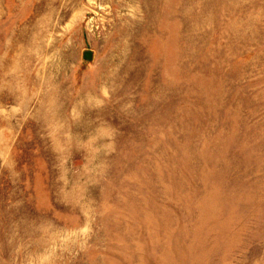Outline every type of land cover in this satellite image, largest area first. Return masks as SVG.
Returning a JSON list of instances; mask_svg holds the SVG:
<instances>
[{
  "label": "rangeland",
  "instance_id": "obj_1",
  "mask_svg": "<svg viewBox=\"0 0 264 264\" xmlns=\"http://www.w3.org/2000/svg\"><path fill=\"white\" fill-rule=\"evenodd\" d=\"M0 264H264V0H0Z\"/></svg>",
  "mask_w": 264,
  "mask_h": 264
},
{
  "label": "water",
  "instance_id": "obj_2",
  "mask_svg": "<svg viewBox=\"0 0 264 264\" xmlns=\"http://www.w3.org/2000/svg\"><path fill=\"white\" fill-rule=\"evenodd\" d=\"M91 55H92V53L91 52H86V58H90L91 57Z\"/></svg>",
  "mask_w": 264,
  "mask_h": 264
}]
</instances>
